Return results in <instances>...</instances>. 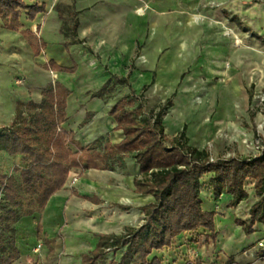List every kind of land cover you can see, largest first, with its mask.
Segmentation results:
<instances>
[{
	"label": "trees",
	"instance_id": "obj_1",
	"mask_svg": "<svg viewBox=\"0 0 264 264\" xmlns=\"http://www.w3.org/2000/svg\"><path fill=\"white\" fill-rule=\"evenodd\" d=\"M58 9V8H57ZM45 10V4L27 5L23 0H0V19L6 29L19 32L30 45L34 56H39L46 43L20 21L22 11L33 20ZM63 19L61 33L77 39L76 12L68 10ZM240 23V22H239ZM42 68L54 72L75 73L77 64L71 67L58 65L54 60ZM120 84L127 77L113 76ZM108 82L93 93L102 97ZM71 91L62 82H49L41 88V100L17 101L13 121L0 127V152L19 156L20 165H15L14 174H0V264H14L20 258L16 245L15 224L22 218L41 212L49 198L61 190L71 169L88 171L111 168L109 160L119 166L127 156L133 157L139 166V177L133 182L135 192L151 195L154 202L141 208L145 223L139 228L126 227L121 235H102L96 247L82 257V264H99L106 249L126 247L119 262L109 264H162L153 257L154 250L171 247L179 235L193 234L199 229L211 232L207 240L214 239L215 213L202 208L201 178L213 174L211 186L215 196H232V206L249 198L246 186L252 183L256 201L250 208L249 222H235L249 235L257 223H264V148L248 157H230L209 160L206 149L189 144L185 128L175 136L165 133L162 113L142 115L143 106L128 96L119 99L109 115L116 122L115 129L122 130L124 138L119 144L109 139L102 150L82 146L74 138L73 131H65L67 122V98ZM253 95L249 92V102ZM169 105L171 100L169 99ZM264 116V101L261 106ZM91 114L87 113V118ZM37 237L49 249V240L37 226ZM194 236H191V240ZM187 264H196L188 262Z\"/></svg>",
	"mask_w": 264,
	"mask_h": 264
},
{
	"label": "rangeland",
	"instance_id": "obj_2",
	"mask_svg": "<svg viewBox=\"0 0 264 264\" xmlns=\"http://www.w3.org/2000/svg\"><path fill=\"white\" fill-rule=\"evenodd\" d=\"M155 1L143 0L134 8L135 11L144 8L147 16L149 37L143 41V45L153 42V36L161 37L157 62L154 66H149L154 69L150 72L143 71L144 73L135 78L137 72L134 71L136 65L133 59L127 70L126 66L111 62H115V59L106 60L101 57L98 60L88 53L86 48H81L80 51L88 57L85 63L87 70L95 75L99 72L105 73L107 77L110 76V81L103 98L94 97L91 91H87L83 100L78 99L77 103L75 101V104H79L78 113L75 118L69 117L62 128L67 132L73 131L74 138L79 140L82 146L102 150L106 140H112V131L88 141L81 132L89 124V120L85 119L86 113L93 114L92 119L90 118L92 121L99 110L104 111L117 99L128 96L135 103L130 110L141 104L144 116L161 112L165 131L169 136L185 128L190 144L208 150L211 161L257 154V147L264 145V117L261 110L264 101V0H166L173 3L163 7L159 17L154 18L157 10L151 3ZM52 8L67 12L74 8L73 0H52L48 9ZM166 27L170 29H165ZM168 38L171 44L176 41V49L166 44ZM239 41L240 47L236 46ZM70 42L71 38H66V43L62 45H69L71 53L69 51L68 56L71 57L76 52ZM169 60L173 61L171 65ZM42 62L43 59L35 58L32 76L27 79L26 74L19 73L17 82L9 85L14 94L12 103L16 99L25 102L33 98L39 102V90L47 82H53L49 75L45 78L37 74L36 67L41 66ZM124 69L125 75L122 74ZM128 71L131 75H128ZM111 73L128 76V82L120 84L115 77H111ZM152 75L153 82L150 80ZM187 79L192 82L189 86L194 87V91L186 95L183 89ZM61 82L73 90L82 88L72 77H62ZM145 87L147 89L144 90ZM249 92L253 95L251 102ZM259 92L263 95L261 98L258 97ZM198 98L202 99L200 103H196ZM180 99L187 100L185 107H177ZM197 113L202 116L197 117ZM129 160L134 158L126 157L122 167L116 161L109 160L111 168L107 170L112 172L108 180L109 190H115V187L124 184L134 192V187L128 180L133 173L127 164ZM20 164L19 156L0 152V174L18 176L13 167ZM71 171L74 175L66 182L65 189L80 196H91L92 192L82 191L75 186L89 171ZM138 173L137 171L133 177ZM153 202L154 199L151 198L141 206ZM105 206L107 209L108 201ZM129 206L131 211L139 207L133 202H130ZM42 213L43 210L32 215L37 224L42 223ZM22 219L23 217L15 224L16 245L20 258L14 264L22 259H25L27 264H43L45 258H49L48 249L42 241L31 245L25 237L18 234L17 226ZM204 239L205 236L200 233L194 234L192 241H202L203 244ZM208 245L205 243L207 250ZM252 247L245 248L233 256L215 251L213 256L206 255L207 263L202 259V255H199L195 263L264 264V249ZM125 249V246L114 250L106 249V253L99 259V264H109L111 260L119 262ZM249 252H253L255 256L248 257Z\"/></svg>",
	"mask_w": 264,
	"mask_h": 264
},
{
	"label": "crops",
	"instance_id": "obj_3",
	"mask_svg": "<svg viewBox=\"0 0 264 264\" xmlns=\"http://www.w3.org/2000/svg\"><path fill=\"white\" fill-rule=\"evenodd\" d=\"M23 1L27 5L35 3L39 5L45 4V10L38 13L33 20L28 18L26 11H22L20 21L23 23L25 29L32 30L33 33L46 43V48L39 56L35 57L26 39L19 32L6 29L2 19H0V127L6 126L13 121L15 117V106L17 101H19L16 99L14 103H12L14 94H12V91L9 89V85L13 82H17L16 79L19 73L26 74L27 79L29 76H32L35 58L43 59L41 66H37L36 68L37 74H41L45 78H47L50 73L54 72L42 68V66L47 64L50 60H54L58 65L63 67H71L73 62L77 64L75 73L56 72L60 74L61 78L72 77V79H75L79 83V86L82 87L73 90L62 82L71 91V94L67 98L66 112L68 118H75L77 115L72 116L73 112L70 110V103L72 101L74 103L76 101L77 103L78 99L83 100L87 91H91L92 96H94L93 93L99 91L106 82L110 81V76L107 77L105 73L99 72V74L95 75L87 70L85 63L88 61V57L80 50L86 48L88 53L93 54L98 60L101 57H105L106 60L109 58L115 59V62L113 60L111 62L122 64L126 66L127 70L128 66L132 63L131 59H133L136 65L134 71L137 72L134 75L135 78H138L141 73L150 72L152 71L151 69H154L149 66L152 67L157 62L159 49L161 47V37L157 35L153 36V42H149V45H143V41L149 37L147 16L136 14L134 9L143 0H73L74 8L72 10L76 12V19L78 21L76 38L82 42L76 44L70 42V44L75 47L74 52H76V54H72L71 57L68 56V52L70 51L71 53L69 45H62V43H66V38L61 33L63 19L60 14L62 13V15L67 16V12H63L61 9L57 8L48 9V4L52 0ZM171 3L173 2H168L166 0H156L152 2V7L157 10V15L155 14L154 18H156V16L159 17L160 10ZM165 29L170 28L166 27ZM169 40L170 38H168L166 44L172 49H176V41L171 44ZM142 50L144 51L142 52ZM172 62V60H169L170 65ZM164 63L167 64V62ZM147 65L148 67H144ZM124 73L125 69L122 74L125 75ZM117 74L111 73V77H127L129 79L128 76H118ZM128 75H131V73L129 72ZM150 80L151 82L154 81V75L150 77ZM58 82H61V79L58 80ZM145 89H147V87H145L144 90ZM38 96L41 100V89L39 90ZM103 97L104 95L98 98ZM34 99L35 98L28 100ZM115 102L110 104L107 110V115L112 120L113 118L109 115V111ZM77 106H79V104H77ZM88 113L91 114V116L87 118L86 113L85 119H88L89 123H91L97 114L93 120L90 121L93 114L90 112ZM116 126L117 124L115 122L113 128L106 131H112L113 135L115 132L121 131L119 141H115L113 135L112 140L109 139L113 144H119L124 138L122 130L115 129ZM180 132L169 136L165 131L169 137L175 136ZM190 145L197 147L193 144ZM198 149L201 150L202 148ZM134 161L138 166L135 159ZM127 164L133 172V168L128 161ZM88 171L89 174L90 171H107L110 172V174L107 177H103L98 173L85 176L97 189L91 191V196H80L76 193L69 192L65 189V186L61 190L56 191L49 198L43 209V213L48 211V209L49 212L52 213L51 221L44 222L42 220L41 224H37L34 219L35 217L28 216L23 217L18 223V234L21 237H25L29 244L35 245V243L41 241L37 237V226H40L42 235L49 240L53 252L49 253V249L47 248L49 258H45L43 264H82L83 255L96 247L102 235H121L124 233L126 227L139 228L145 223V214L141 210L145 205L141 206L142 204H137L139 207L131 211L129 203L133 201L129 202L120 199L123 193L135 192L134 182L132 183V181L135 177H139V173L133 177L136 173L133 172L132 176L128 178V180L131 178V182L130 180L129 182L131 186L133 185L134 187L133 192L124 184L115 187L117 188L115 190H109L107 188L109 187L108 180L112 172L107 169H90ZM137 171L139 172V166ZM212 177L213 174L209 173L201 178L200 197L202 200V208L215 213L214 239L210 237L207 240L211 232L205 229H199V231L192 235L183 233L173 240L171 247L162 250H154L150 258L157 257L162 261V264H187L188 262L195 263L196 257L202 255V259L207 263L206 255L213 256L215 251H221V254L233 256L241 250L250 248L251 246L255 249L258 242H264V223H257L254 226V231L247 235L242 227L235 222L236 219L249 222L250 208L256 201L252 183H249V189H247L249 198L241 201L236 206H232L231 195H214L211 186ZM80 183H82V181L79 182V184ZM78 188L81 189L80 187ZM81 190L86 191L84 189ZM99 190L109 192L110 198H105ZM134 194H137V192ZM142 195L144 194H141V196ZM54 196H57V198L50 205V201ZM79 199L81 201H79ZM107 201L108 207L106 209L104 205H106ZM200 233L205 236L204 242L209 244V250L206 249L204 242L202 244V241L194 242L191 240V236H194V234L200 235Z\"/></svg>",
	"mask_w": 264,
	"mask_h": 264
},
{
	"label": "bare ground",
	"instance_id": "obj_4",
	"mask_svg": "<svg viewBox=\"0 0 264 264\" xmlns=\"http://www.w3.org/2000/svg\"><path fill=\"white\" fill-rule=\"evenodd\" d=\"M135 12H136V14H138L140 16H144L146 14L144 8H139ZM236 46L240 47L241 46V41H239V43H236ZM49 78L54 81V80H60L61 79V76H60L59 73L52 72V73L49 74ZM190 82L191 81H189V79H187V81L185 82V85H184L183 91H185V94L186 95L187 94H190V93H192L194 91L193 90L194 87H190L189 86L190 85ZM262 96H263L262 93L259 92L258 97L261 98ZM197 100H196V103H200L202 99L198 98ZM186 101H187L186 99H184V100L180 99L177 102V107H185ZM108 108H109V106L104 111L103 110H100L98 112L97 116L94 118V120L91 123H89L85 128L82 129L81 132L85 134V136L87 137L88 141H92V140L96 139L100 134L105 133L106 131H108L111 128H113V126L115 125V122L107 115ZM70 110H72V112H73L72 113V116L76 115L77 112H78V106L73 101L70 103ZM174 113H175V116H176V111ZM83 114H84V112H83ZM201 116H202V114L197 113V117L200 118ZM120 134H121V131L115 132L114 135H113V139L115 141H119ZM129 164L133 168V172H137L138 166L135 163V161L134 160H129ZM96 173L102 175L103 177H107L110 174V172H107V171H102V172L90 171L89 176L94 175ZM73 175H74V172L72 171L71 174H70V177H72ZM129 180L131 182V178ZM75 186H78L81 189H84V190L89 191V192L94 191V190H97L95 188V186L90 183V181L87 179V177H85L82 180V183H80V184L77 183ZM69 187H71V185H69ZM99 192L105 198H110L109 192H107V191H101V190H99ZM56 198H57V196H54L51 199L50 205L53 203V201ZM151 198L152 197L149 196V195H147V196H141V195L134 194V193H131V192L123 193L121 195V197H120V199H123L125 201H129V202L130 201H133L136 204H144L147 201L151 200ZM51 215H52V213H50L49 212V209H48V211H45L43 213L42 220L44 222L51 221ZM254 256H255V254L253 252H249L248 253V257L253 258ZM16 264H27V261L25 259H22L19 262H17Z\"/></svg>",
	"mask_w": 264,
	"mask_h": 264
},
{
	"label": "built area",
	"instance_id": "obj_5",
	"mask_svg": "<svg viewBox=\"0 0 264 264\" xmlns=\"http://www.w3.org/2000/svg\"><path fill=\"white\" fill-rule=\"evenodd\" d=\"M258 148V153L264 148V145H262V146H258L257 147ZM257 153V154H258ZM71 170L68 172V179H67V182L69 181V178H71L70 177V174H71ZM247 187V186H246ZM43 215V214H42ZM41 218H42V216H41ZM255 248H257V249H264V242L263 241H260V242H258L257 243V246L255 247ZM108 250H110L109 248H108Z\"/></svg>",
	"mask_w": 264,
	"mask_h": 264
},
{
	"label": "water",
	"instance_id": "obj_6",
	"mask_svg": "<svg viewBox=\"0 0 264 264\" xmlns=\"http://www.w3.org/2000/svg\"><path fill=\"white\" fill-rule=\"evenodd\" d=\"M53 82H58V80H54ZM118 100H119V99H118ZM118 100H117V101H118ZM117 101H116V102H117ZM116 102H115V103H116Z\"/></svg>",
	"mask_w": 264,
	"mask_h": 264
}]
</instances>
